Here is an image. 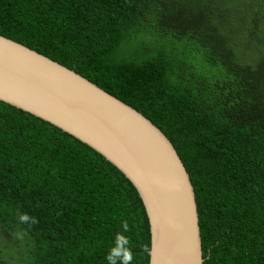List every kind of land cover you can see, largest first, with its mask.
<instances>
[{
  "label": "trees",
  "instance_id": "1",
  "mask_svg": "<svg viewBox=\"0 0 264 264\" xmlns=\"http://www.w3.org/2000/svg\"><path fill=\"white\" fill-rule=\"evenodd\" d=\"M0 34L164 132L193 187L203 264H264V0H0ZM143 38L141 54L117 53ZM117 233L132 264L149 263V222L128 178L0 101V264L19 254L21 264H108Z\"/></svg>",
  "mask_w": 264,
  "mask_h": 264
},
{
  "label": "water",
  "instance_id": "2",
  "mask_svg": "<svg viewBox=\"0 0 264 264\" xmlns=\"http://www.w3.org/2000/svg\"><path fill=\"white\" fill-rule=\"evenodd\" d=\"M0 101L86 143L128 178L149 222L148 264H203L189 174L151 120L83 75L1 34Z\"/></svg>",
  "mask_w": 264,
  "mask_h": 264
},
{
  "label": "clouds",
  "instance_id": "3",
  "mask_svg": "<svg viewBox=\"0 0 264 264\" xmlns=\"http://www.w3.org/2000/svg\"><path fill=\"white\" fill-rule=\"evenodd\" d=\"M19 220L21 222H28L31 220V223L35 224L37 221L33 217H29L27 214H20ZM124 231H129V226L126 221L122 224ZM130 240L122 235L117 233L114 241V247L109 249V252L106 255V260L108 264H132L133 254L131 248L128 247Z\"/></svg>",
  "mask_w": 264,
  "mask_h": 264
},
{
  "label": "rangeland",
  "instance_id": "4",
  "mask_svg": "<svg viewBox=\"0 0 264 264\" xmlns=\"http://www.w3.org/2000/svg\"><path fill=\"white\" fill-rule=\"evenodd\" d=\"M142 42H144V43L147 42V44H148L149 40L148 39L144 40V38H143L142 40H140V42L135 43V45H133V46H132V44H128V42H125V43L122 42V44L117 49V53H119L120 54L119 56L122 58L128 57V51H131V50H136L137 52H139V54H141L142 44H140V43H142ZM170 42H172V41H170ZM161 47H162L161 44H158V45H155L154 43L149 44V48L152 51L155 49L161 48ZM168 49H171L170 45H168ZM21 247H25V243H22L21 246L17 245L16 247H14V249L12 250L13 254H17V252L20 251ZM5 259L7 261H12L15 258H13L12 256L11 257L7 256ZM22 259H23L22 254H19V264H21Z\"/></svg>",
  "mask_w": 264,
  "mask_h": 264
}]
</instances>
